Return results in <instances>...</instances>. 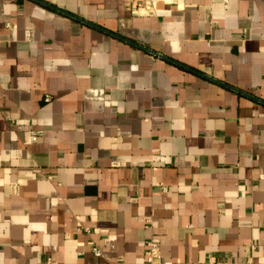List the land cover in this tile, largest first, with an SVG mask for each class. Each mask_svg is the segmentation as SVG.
<instances>
[{"label": "crops", "instance_id": "1", "mask_svg": "<svg viewBox=\"0 0 264 264\" xmlns=\"http://www.w3.org/2000/svg\"><path fill=\"white\" fill-rule=\"evenodd\" d=\"M149 238L264 264V0H0V264Z\"/></svg>", "mask_w": 264, "mask_h": 264}, {"label": "built area", "instance_id": "2", "mask_svg": "<svg viewBox=\"0 0 264 264\" xmlns=\"http://www.w3.org/2000/svg\"><path fill=\"white\" fill-rule=\"evenodd\" d=\"M47 101L50 99L49 97L45 98ZM38 138V134L36 132H31L30 134V141L34 142ZM149 220H147V223ZM84 231H88V228L83 227L82 228ZM91 251L93 254L99 256L100 251L96 246L91 247ZM145 255V263L144 264H237L235 261H223L218 259L214 255H209L203 262L201 263H195V262H190V261H171V260H165L161 258L160 254V246L158 242L153 240L152 238H149L146 241V247L144 251ZM48 264H55L52 260L49 258L47 259ZM116 264H125L124 261H119Z\"/></svg>", "mask_w": 264, "mask_h": 264}]
</instances>
